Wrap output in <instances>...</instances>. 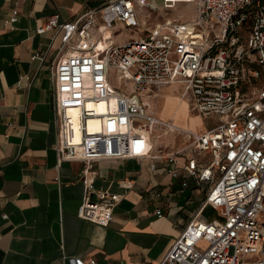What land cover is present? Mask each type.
I'll return each mask as SVG.
<instances>
[{
    "label": "built area",
    "instance_id": "obj_1",
    "mask_svg": "<svg viewBox=\"0 0 264 264\" xmlns=\"http://www.w3.org/2000/svg\"><path fill=\"white\" fill-rule=\"evenodd\" d=\"M182 1L195 3L194 19H165L150 30H143L139 19L143 9L153 8L150 0H111L99 10L101 24L97 10H90L72 21H61L56 13L36 28L37 34L60 33V50H75L61 54L51 67L58 166L67 160H156V139L180 134L188 144L167 153L176 164L178 156L190 155L179 191L193 178L206 187L204 206L216 209L220 219H193L155 264H264V0ZM19 18L16 3L5 21L16 28ZM119 23L139 37L116 44L113 28ZM31 58L44 56L37 52ZM112 77L131 88H118ZM170 83H181L190 109L213 115L216 122L197 132L159 118L152 97ZM90 121L99 129L90 130ZM204 153L210 160H202ZM168 171L178 175L176 168ZM85 176L78 215L107 226L121 195L105 189L93 201V181ZM156 214L164 213L158 208ZM63 258L67 264H86Z\"/></svg>",
    "mask_w": 264,
    "mask_h": 264
},
{
    "label": "crops",
    "instance_id": "obj_2",
    "mask_svg": "<svg viewBox=\"0 0 264 264\" xmlns=\"http://www.w3.org/2000/svg\"><path fill=\"white\" fill-rule=\"evenodd\" d=\"M109 1L0 0V264H67L64 255L86 264L92 260L96 264H155L193 219H220L206 215L218 211L204 206L206 187H198L193 178L179 191L190 155L178 156L177 164L167 159L168 152L188 144L175 132L161 135L162 147L154 142L156 160L101 159L91 164L67 160L58 166L51 67L61 54L68 56L75 50H60V33L37 34L36 28L53 14L59 13L61 21H72L90 10H97L101 24L99 10ZM150 1L153 8L139 13L143 30L170 19L169 0ZM16 3L20 18L16 28H11L5 20ZM192 3L194 16L187 21L195 17ZM123 29L129 28L120 23L113 28L114 42ZM93 36L99 38L97 30ZM37 52L43 60L31 58ZM22 76L27 78L21 80ZM170 84H180L183 90L181 83ZM176 97H170L171 111L159 115L156 110V115L183 127L176 122L175 111L183 108L187 113L190 104L186 98L188 103L180 99L184 103L180 104ZM208 126L183 128L201 132ZM164 137L167 142L162 141ZM203 156L202 160H210V154ZM170 168H176L178 175H171ZM84 176L93 181L92 193L109 189L121 195L107 226L78 215L86 194ZM158 208L162 216L156 214Z\"/></svg>",
    "mask_w": 264,
    "mask_h": 264
},
{
    "label": "rangeland",
    "instance_id": "obj_3",
    "mask_svg": "<svg viewBox=\"0 0 264 264\" xmlns=\"http://www.w3.org/2000/svg\"><path fill=\"white\" fill-rule=\"evenodd\" d=\"M171 6H169L170 9H172L169 12L170 19L176 18L177 21L180 22H186L187 20L191 19L194 16V4L191 1H171ZM156 14V13H155ZM166 14L160 15V19H163ZM155 18V15L153 16ZM151 19L148 20V24L151 23ZM119 30L121 27H117ZM140 35V32L129 30V29H123L115 38V43L119 44L124 41H127L129 39H136ZM112 83L117 86L118 88L128 86V88H131L130 84H127L125 81H120L116 79L115 77H112ZM169 85V86H168ZM162 87L160 94L156 95V97H152V102L154 103V109L155 111H158V114L161 115L163 110L171 111V107L173 104V101L170 99L171 96L177 95V99H179L180 104H184L180 102V99H183L187 102L186 99L183 98L181 94L182 87L180 84H168ZM180 96V97H178ZM188 103V102H187ZM189 111L186 113L183 108H180L179 110L175 111L176 113V122L178 124H181L183 127H198L201 128L202 125H213L216 122V118L213 115H201L197 113L196 111H193L190 109V106L188 107ZM183 116V117H182ZM161 138L156 139L157 147H162L164 144H162ZM163 142H167V138H162ZM210 219L212 218H219L220 215L214 211L213 213L206 214Z\"/></svg>",
    "mask_w": 264,
    "mask_h": 264
},
{
    "label": "bare ground",
    "instance_id": "obj_4",
    "mask_svg": "<svg viewBox=\"0 0 264 264\" xmlns=\"http://www.w3.org/2000/svg\"><path fill=\"white\" fill-rule=\"evenodd\" d=\"M106 34H108V32H106ZM99 46H104V42H100L99 43ZM75 52V51H74ZM182 101H183V99H182ZM99 110H105V106H104V104L103 103H101L100 105H99ZM72 114L74 115V116H76V110H72ZM99 129V125H98V123L97 122H94V121H90V130H98ZM79 139V137H77V140Z\"/></svg>",
    "mask_w": 264,
    "mask_h": 264
},
{
    "label": "water",
    "instance_id": "obj_5",
    "mask_svg": "<svg viewBox=\"0 0 264 264\" xmlns=\"http://www.w3.org/2000/svg\"><path fill=\"white\" fill-rule=\"evenodd\" d=\"M91 198L93 201H97L98 200L97 193H91Z\"/></svg>",
    "mask_w": 264,
    "mask_h": 264
}]
</instances>
